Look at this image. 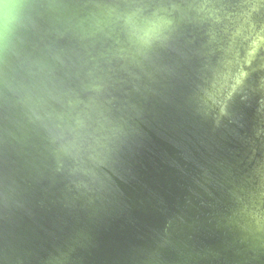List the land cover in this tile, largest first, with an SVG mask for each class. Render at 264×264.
<instances>
[{
  "label": "clouds",
  "instance_id": "obj_1",
  "mask_svg": "<svg viewBox=\"0 0 264 264\" xmlns=\"http://www.w3.org/2000/svg\"><path fill=\"white\" fill-rule=\"evenodd\" d=\"M148 25L149 29L155 31L158 34V38H162L163 31L167 25V21H164L162 18H149L144 21ZM239 83V81H237Z\"/></svg>",
  "mask_w": 264,
  "mask_h": 264
}]
</instances>
